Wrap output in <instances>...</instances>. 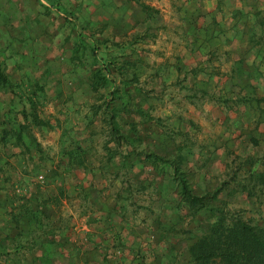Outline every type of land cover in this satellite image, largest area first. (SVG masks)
I'll use <instances>...</instances> for the list:
<instances>
[{
    "label": "trees",
    "instance_id": "obj_1",
    "mask_svg": "<svg viewBox=\"0 0 264 264\" xmlns=\"http://www.w3.org/2000/svg\"><path fill=\"white\" fill-rule=\"evenodd\" d=\"M48 1L51 4L43 5L45 10L48 13L52 9L64 11V24L71 32V69L64 75H79L77 69H82L80 77L84 78V83L81 90L84 89L87 97L73 112H70L69 99H65L67 102L63 103L60 114L47 115V105L64 95L63 81L59 80L51 94L52 84L48 81L50 67H45L36 76L23 66L27 57L25 53L13 51L6 54L9 47L0 48V210H4L8 223L14 225L16 232L10 235L12 232L8 231L4 237H0V254L15 262L12 248L16 252L22 248L34 252L40 247L45 252L37 258L43 264H50V254H58L56 240L51 236L60 229L65 202L72 198L67 185L75 180L73 192L80 195V206L85 215L99 212L107 215L105 218L108 222H112L116 216L123 221L136 184L139 191L151 195L155 192L166 209L176 211L177 224L182 225L187 219L191 224L196 223V228H182L179 232L182 235L173 236L171 232L175 231L174 228L164 227L165 223L159 218L156 222L158 228H163L169 242L174 238L179 243L188 241L189 260L184 264H264V155L245 153L232 158L229 150L225 177L213 189L197 190L188 168L193 154L187 141L189 132L181 128L172 129L152 113L154 106L147 100L149 91L141 86L139 69L145 65V60L139 54L138 44L150 36V28L159 18L160 10L142 0H134L138 4L132 12L135 20L148 24L147 29L127 35L123 41L125 35L120 37L121 28L117 22L112 34L103 36L113 18L109 16L100 23L92 20L87 14L88 0L79 2L74 9L68 8L62 0ZM1 3L2 19V9L6 5ZM222 3V0L218 1L220 10ZM126 8L131 13L128 3ZM231 15L235 19L234 33L237 35L242 30L240 37H248L250 50L264 57V9L249 14L235 8ZM195 16L191 12L186 17L194 43L203 34L208 35L210 29L209 26L197 27ZM248 19H252L251 25ZM213 21L219 24L216 18ZM220 31V37L227 33L222 29ZM12 58V62L22 69L18 80L14 79L9 68ZM238 61H243V58ZM175 69L178 73L175 84L180 83L183 89L188 90L186 98L191 103H195L196 98L212 97L208 88L185 83L189 73L196 78L195 70L184 72L179 64ZM199 72L205 75L208 71L201 69ZM212 75L209 72V77ZM248 85L252 95L245 94L244 89L240 88L234 98H225L224 102L227 105L231 102L229 107L232 109L233 106H251L256 99L260 119L264 120V97L258 96L255 84ZM134 91L142 92L146 98L136 100ZM152 123L176 145L174 150L166 145L160 150L147 149L148 132H144V129L149 127L151 135L149 125ZM56 129L62 132L57 155L59 159L53 160L44 175L41 170L47 153L37 133ZM87 134L103 137L102 148L106 152L99 164L90 161L93 147L91 143L86 145L84 142ZM248 137L252 145L260 146V138L255 135ZM19 166L22 168L18 169ZM150 167L154 169L156 177L163 178V185L155 181L147 182L148 177L142 176V173H148ZM78 169L85 172L89 187L80 182L76 173ZM40 175L44 176L43 185H38L32 191L30 184ZM97 177L106 182L109 180L110 185L119 181L121 185L116 194H109L106 198L98 190L100 196L93 195L90 188L96 187ZM172 191L176 195L170 198ZM239 196L251 205L249 209L231 207V199ZM177 244H171V250L176 249ZM122 246V242L116 245L117 248ZM171 258L177 262V253Z\"/></svg>",
    "mask_w": 264,
    "mask_h": 264
},
{
    "label": "rangeland",
    "instance_id": "obj_2",
    "mask_svg": "<svg viewBox=\"0 0 264 264\" xmlns=\"http://www.w3.org/2000/svg\"><path fill=\"white\" fill-rule=\"evenodd\" d=\"M0 1L6 5L2 10L4 17H7L5 20L4 17L0 18V48L8 46L6 54L13 51L25 53L27 57L23 66L36 76H39L45 67H50L48 81L52 84L51 94L59 80L63 81L64 95L47 105V115L60 114L63 103L67 101L71 107L70 112H73L87 96L84 89L81 90V84L84 83V78L80 77L83 74L82 69H77L80 71L79 75H64L71 69L72 46L71 32L64 24V11L52 9L48 13L43 7L50 6L48 0ZM62 1L68 8L74 9L79 2L87 0ZM88 1L87 14L92 20L100 23L109 16L113 18L103 36L112 34L116 22L121 28L120 37L125 35L123 41L127 39V35L131 36L147 29L148 24H140L135 20V14L132 12L138 4L134 0H131V3L130 0ZM218 1L220 0H142L158 8L160 14L150 28V36L138 44L139 54L145 60V65L139 69L141 86L149 91L147 100L154 106L153 115L162 118L172 129L181 128L189 132L187 141L191 144L193 154L188 168L192 172L191 180L197 190L213 189L221 182L225 177L229 150L232 158L245 153L264 155V120L260 119L256 99L251 106H233L232 109L229 107L231 102L229 105L224 102L225 98H234L240 88L244 89L245 94L252 95L248 83L255 84L258 87V96L264 97V57L250 50L248 37H240L242 30L238 32L239 35L234 33L235 19L231 15L235 8L249 14L263 10L264 0H222V10L218 7ZM126 3L129 4L131 13L126 8ZM90 11L93 13L89 14ZM191 12L197 16V27H210L208 35L202 33L195 43L186 19ZM214 18L219 24H215ZM251 20H247L250 25L253 23ZM221 29L227 33L220 37L218 34ZM16 58L21 59L19 56ZM239 58H243V61L239 62ZM12 60L13 58L9 68L14 79L18 80L22 69ZM177 64L183 67L184 72L195 70L196 78L189 73L185 83L189 86L198 84L202 89L208 88L212 97L196 98V102L191 103L186 98L188 90L183 89L180 83L175 84L178 76L175 69ZM201 69H206L207 74L199 72ZM209 72L214 75L209 77ZM133 95L138 101L146 98L142 92L134 91ZM262 104L264 106V101ZM80 125L83 126L82 123ZM149 126L151 135L149 127L144 129V132H148L147 149L160 150L163 145L175 149L176 145L166 138L162 129L154 123ZM37 135L47 153L41 170V174L45 175L53 160L59 159L57 155L62 132L56 129ZM251 135L260 138V146L249 142L248 136ZM84 142L86 145L91 143L93 147L90 161L99 164L106 152L102 148L103 137L99 134L93 137L87 134ZM147 171L148 173H142L143 177H148L147 182L162 184L163 178L156 177L152 167ZM76 173L82 185L89 187L85 172L78 169ZM95 182L96 187L90 188L91 193L100 196V191L106 198L109 194L115 195L121 185L119 181L110 185L109 180L106 182L98 177ZM40 184L39 179L35 180L30 184L31 190L35 191L38 185H43ZM74 185L75 180L67 185L72 198L71 201L65 202L60 229L51 236L56 240L55 246L60 253L53 257L50 264H184L189 260L188 241L182 240L179 243L178 239L174 238L169 242L167 236H164L163 228H158L156 222L159 218L165 223L164 227L174 228L175 231L171 232L173 236L182 235L183 233H179L182 228H196V223L191 224L187 219L182 225L177 224V212L166 209L164 202L155 192L152 195L141 192L134 184L133 197L128 202L124 220L121 221V218L116 216L112 222H108L105 213L83 214L80 195L73 192ZM173 195L175 196L176 192L172 191L170 198H173ZM231 207L249 209L251 205L244 197L239 196L231 199ZM5 219L6 215L1 209L0 222H5ZM121 242L124 246L117 248L116 245ZM174 242L178 243L177 247L171 250V244ZM25 250L28 251L27 256L20 257V260L17 258V264H43L37 258L44 253L43 248L37 247L34 252L29 248ZM176 253L177 262L171 258ZM0 264L12 263H6L4 257L0 256Z\"/></svg>",
    "mask_w": 264,
    "mask_h": 264
},
{
    "label": "crops",
    "instance_id": "obj_3",
    "mask_svg": "<svg viewBox=\"0 0 264 264\" xmlns=\"http://www.w3.org/2000/svg\"><path fill=\"white\" fill-rule=\"evenodd\" d=\"M0 223H2V224H0V237L1 238L4 237L8 231L12 232V233H10V235H15L16 234L15 229H13L14 225L8 223V218L5 219V222H0ZM7 243L10 244V242H7ZM21 243H24V242L21 240ZM11 250L13 251V255L12 256L15 257V262L12 259H6L2 253L0 254V256L4 257L6 263L17 264L18 263L17 262V258L20 260V257H25L28 254V251L25 250V248L24 249H20V251H18V252H16V250L14 248H12ZM43 252H45V251H43ZM57 252H58V254L60 253L58 250H57ZM55 255H56L55 252H52L50 254L51 260H53V257Z\"/></svg>",
    "mask_w": 264,
    "mask_h": 264
},
{
    "label": "built area",
    "instance_id": "obj_4",
    "mask_svg": "<svg viewBox=\"0 0 264 264\" xmlns=\"http://www.w3.org/2000/svg\"><path fill=\"white\" fill-rule=\"evenodd\" d=\"M39 180H40V182H43L44 181V176L43 175H40L39 176Z\"/></svg>",
    "mask_w": 264,
    "mask_h": 264
}]
</instances>
